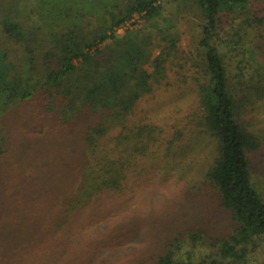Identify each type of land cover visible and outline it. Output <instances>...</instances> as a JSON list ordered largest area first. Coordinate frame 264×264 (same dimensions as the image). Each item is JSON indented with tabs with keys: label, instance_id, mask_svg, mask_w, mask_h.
<instances>
[{
	"label": "trees",
	"instance_id": "1",
	"mask_svg": "<svg viewBox=\"0 0 264 264\" xmlns=\"http://www.w3.org/2000/svg\"><path fill=\"white\" fill-rule=\"evenodd\" d=\"M193 1L204 24L198 42L203 75L197 80L192 124L203 135L201 141L208 136L214 143L216 155L206 178L219 191L235 227L226 239L206 242V253L187 252L188 263L177 258L174 249L180 245L171 244L154 264H193L191 255L197 256L196 264H254L264 245V200L254 187L248 155L260 140L244 119L264 99V62L257 58L261 47L256 43L264 37V17L252 14L250 0ZM160 2L129 0L120 12H110L105 25L81 23L48 33L40 24L25 30L12 17L0 19V32L21 51L14 62L0 53L1 117L20 108L23 120L35 127L19 128L16 143L46 140L43 154L50 149L65 158L53 172L41 167L51 172L48 180L36 167V178L24 179L23 160L19 175L0 182V228L8 221L19 237L5 249L6 258L20 264H38L58 254L80 258L81 239L88 250H93L91 241L99 246L123 240L115 226L106 236L91 233L81 227L82 216L106 197L123 199L128 183L144 175L150 160L183 166L178 161L184 152L180 129L173 126L169 139L156 124L133 119L141 100L165 80L180 37L166 30L153 35L147 27L121 36L115 31L135 16L150 23L162 9ZM225 22L233 23L234 31L222 51L216 38ZM0 42L6 43L1 36ZM23 66L36 76L33 83L20 74ZM13 133L9 125L0 130V158L15 143ZM202 235L190 233L176 241L195 243Z\"/></svg>",
	"mask_w": 264,
	"mask_h": 264
},
{
	"label": "rangeland",
	"instance_id": "2",
	"mask_svg": "<svg viewBox=\"0 0 264 264\" xmlns=\"http://www.w3.org/2000/svg\"><path fill=\"white\" fill-rule=\"evenodd\" d=\"M128 2L129 0H0V19L12 17L25 30H33L40 24L43 31L48 33L60 27H73L81 23L105 25L110 22V12H120ZM160 3L162 9L150 23L135 16L115 31L121 36L128 30L147 27L153 35L166 30L167 33L180 37L178 49L172 55L173 61L167 65L165 80L151 95L141 100L133 119L135 122L156 124L163 130L162 137L169 139L173 126L180 129L183 136L179 145L184 147V152L178 161L182 159L183 166H166L164 160L158 158L154 162L150 160L148 164L152 165L147 167L144 175L128 183L123 199L119 196H112V199L106 197L82 216L81 227L92 229L91 233L106 236L115 226L116 232L124 233L123 240L111 245L103 242L99 246L91 241L93 250L92 247L88 250L83 249V245L87 243L81 239L80 258L58 254L54 258L39 260L38 264H154V258L165 253L171 244L180 245L179 250L174 249L177 258L188 263L185 258L187 252L206 253V242L224 240L233 232L235 222L232 215L221 205L219 191L206 178V172L216 155L214 143L208 136L205 137V142L201 141L203 135L192 124L193 111L196 109L197 80H202L203 75V50L198 42L204 19L193 0H161ZM248 7L253 15L264 17V0H250ZM232 24L226 23L217 29L216 42L222 51V45L226 49V42L231 40V33L234 31ZM147 32L144 30V34ZM0 36L6 41L0 42V53L7 54L13 62L20 58L19 47L9 42L1 32ZM256 43L261 47L257 58L264 62V37H257ZM157 54L158 51H155L154 56ZM19 71L23 76L31 78L30 83L35 81L36 76L25 66ZM21 114L18 107L9 110L3 117L0 114V130L6 129L8 125L10 130L15 128L12 135L15 143L8 145L6 150L9 149V153L0 158V182L7 176L10 178L15 177L16 173L19 175L23 160L27 162L24 179L32 182L36 178L32 175V167H36L38 174H45L40 177L48 180L49 173L59 167L61 162L64 163L65 158H58L57 152H50V149L44 155V147L49 145L46 140L40 145L36 141L23 142L26 143L24 145L16 143L21 135L19 128L35 127L24 121ZM244 120L260 140L259 147L249 152L248 156L254 187L264 200V99L246 114ZM42 145L43 148L40 147ZM184 165H187L186 168ZM41 167L51 172L47 173ZM0 198L4 199L2 195ZM95 212L98 213L97 216L93 215ZM1 224L0 264H20L19 260L6 258L4 255L5 249L13 245L10 243L16 239L19 241L13 230L14 226L8 221ZM190 233L203 235L196 244L176 241L186 239ZM73 242L69 244L71 248ZM196 257L191 255L193 264H196ZM254 258V264L264 261V245L258 249Z\"/></svg>",
	"mask_w": 264,
	"mask_h": 264
},
{
	"label": "built area",
	"instance_id": "3",
	"mask_svg": "<svg viewBox=\"0 0 264 264\" xmlns=\"http://www.w3.org/2000/svg\"><path fill=\"white\" fill-rule=\"evenodd\" d=\"M126 23H127V22H126ZM126 23H125V24H126ZM123 25H124V24H123ZM120 27L122 28L123 26L121 25ZM120 27H118L117 29H119Z\"/></svg>",
	"mask_w": 264,
	"mask_h": 264
}]
</instances>
